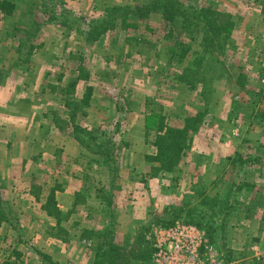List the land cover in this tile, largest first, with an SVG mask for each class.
Here are the masks:
<instances>
[{
  "label": "rangeland",
  "instance_id": "rangeland-1",
  "mask_svg": "<svg viewBox=\"0 0 264 264\" xmlns=\"http://www.w3.org/2000/svg\"><path fill=\"white\" fill-rule=\"evenodd\" d=\"M5 1L7 6L0 9L1 101H7L5 91L15 84L21 87L23 70L33 71L23 94L35 102L34 110L41 109L40 103L56 105L55 111L43 112L47 121H65L73 108L62 110L60 89L74 90L68 102L77 105L76 123L62 122L61 128L84 138L91 134V142L86 138L90 147L95 151L103 143L101 150L112 158L93 152V160L82 157L77 165L66 158V167L51 155L62 147L70 152L78 147L53 134L50 123L38 129L36 119L28 125L24 110L17 125L1 123L0 152H27L33 158L29 175L20 169L15 175L6 171V178L11 177L6 181L0 174V264H67L38 254L46 242L45 226L34 220L39 203L81 180L76 171L85 164L95 187H101L102 199H111L104 200L109 214L101 221L93 219L95 209L87 203L85 224L98 225L91 231L99 241L101 233L112 230L120 264H147L156 227L196 213L203 217L204 227H199L215 259L222 264H264V0ZM176 1L173 28L159 13L147 18L132 12L108 14L114 7ZM107 18L110 22L89 41L84 32ZM88 85L94 88L90 105L80 106ZM118 105L122 112H117ZM163 118L174 129L169 133L172 151L180 152L167 159L164 150L158 162L153 155ZM129 150L136 153L127 159L124 152ZM3 160L11 163L10 158ZM144 163L149 165L146 175L159 178L160 187L144 179ZM56 169L65 170L56 175ZM227 206L233 207L229 215ZM46 207L58 215V207ZM129 211L139 218L130 221ZM82 222L69 221L68 231L57 223L52 231L66 238L69 231L79 235ZM128 228L130 237L122 243L119 235ZM88 252L85 259L94 250Z\"/></svg>",
  "mask_w": 264,
  "mask_h": 264
},
{
  "label": "crops",
  "instance_id": "crops-1",
  "mask_svg": "<svg viewBox=\"0 0 264 264\" xmlns=\"http://www.w3.org/2000/svg\"><path fill=\"white\" fill-rule=\"evenodd\" d=\"M32 72L33 71H28V70H23L21 72V74L23 75L22 80H24V81L20 80V81H22V82H20L21 87H17V85L15 84L14 87L8 89V91H5L4 96L7 94V96H5V99L7 101H1L2 95H0V124L9 120V124L17 125V123L20 122V121H18V118H20L19 114L22 113L24 110L27 112V116H29L28 120H26V122L28 121V125H29V120H31V122L33 123V121L36 119L38 120V123H37L38 129H39V127L44 128L45 125L50 123L54 128L53 134L56 133L57 136H59V134H61L62 139L65 138V140L69 142V143L66 142L67 145L74 144V146L78 147L76 149V151H74V152H70V151L66 150L64 147H62V149L58 150V152L56 151V152H54L53 155H51L53 158L58 157L59 161H64L67 158L69 160V163L73 162L76 165L82 163V157H85L88 160L90 158H92L91 160H93L92 155H94L95 153L94 154L90 153L91 155H89V153L87 151H83L84 150L83 145L77 140L75 134H73V135L69 134V133L65 134V132L63 131L64 128L63 129L61 128L62 125L60 123H62V122H63L62 124L66 125V126H68L69 124L73 125L76 123L75 113L77 114V111H76L77 105L71 104L70 102H68L69 101L68 99H71V97H73L74 90H73V92H71V91H69L68 88H64V86L61 87V89H60L63 97L65 98V101L62 103V105L60 104V107L62 106L64 108L62 110H68L69 108L72 107L73 112L71 113V115L68 116V113H67L68 117L64 119L65 121H62V119H57V117H54L53 119H51V121H47L49 118L47 117L46 114H48V111H50V109L55 111V109L57 108L56 105L49 106V104L43 105L42 103H40L39 106L41 109L37 111V110H34V107L37 106V105H35V102L34 101L31 102V98L29 95L23 94L24 92L27 93V86L31 82ZM75 78H78V77H75ZM75 80H77V79H75ZM3 86H4L3 84L0 85V91L2 89L1 87H3ZM88 86H90V85H88ZM91 87L93 88V86H91ZM17 94H19V95H17ZM93 94H94V88H93L92 96H93ZM79 97H81V96H79ZM21 100L23 102H25L26 106L24 109H23V106H21L22 105ZM72 100L77 101V99H75V98H72ZM82 105L83 104L81 103L80 106H82ZM117 107H116V110H117ZM36 109H38V108H36ZM45 110H46V112H45L46 114H43V112ZM29 112H30V114H28ZM40 112H42V113H40ZM36 113H37V115H36ZM72 114L74 115V117H72ZM52 120H54L55 122ZM54 123H56L57 125H55ZM66 128H68V127H66ZM26 130L29 131L30 128L26 129ZM26 130L24 129V134H25ZM12 132H13V130H12ZM48 132L50 133V129H48ZM145 144H146V142L144 140L142 142L139 141L138 142V148H140V150H141V148L143 146H145ZM63 149H65V150H63ZM61 150H62V152H61ZM135 153L136 152L132 151V150H129L128 152H124V154L127 156L126 157L127 159L135 156ZM147 153L148 152H146V154ZM42 154H44V153H42ZM138 156L142 159L145 158V154L141 151L138 152ZM257 156H259V155H254L255 158H258ZM98 157H100V156H98ZM2 158H10L11 159L10 164L8 163L7 160H3L2 162H0V165L3 167L0 169V174H2L4 179H6V181L11 179V177L6 178V171H8L7 173H9V174L15 175V172L20 169V171L21 170L24 171L25 174L26 173H28V175L30 174V172L28 171L29 166H30L29 164H30V161L33 158V156H30L27 152H24L23 154L18 155V156H12V154H8V151L0 152V159H2ZM19 158H20V160L18 161ZM262 158H264V155ZM16 159H17V161H16ZM13 161H15V165H13ZM66 162L67 161H64V164L67 167ZM255 165H257V163L254 164V168H252V166L250 168L253 170H256L258 166L255 167ZM6 166H10V168L7 169L8 167H6ZM90 166H92V164H90L89 167ZM144 166H147L142 170V176L144 174V179L148 180V182L151 181V183L156 182V185H158L160 187L161 183L159 182V178H157V177L151 178L150 176L146 175L147 173H149V171H148L149 165L144 163ZM78 167H80V166H78ZM129 167H131V166H129ZM129 167L126 171L127 174L131 170ZM85 168H86V164H85L84 169L81 168V169H78L76 171V173H77L76 176L77 177L81 176V177H79L81 180H78V183H75L76 187H74L75 185L73 187H69V188L65 187L64 190L60 189V192L57 190L56 196L53 200H50V198L48 197V199L46 198L44 201H42L41 203L38 204L39 208H38L37 216L39 218L35 217L34 221H38V222L43 223L42 226H45V228L42 231V233H43V237L46 239V242L44 245H42L41 250L46 255L51 256L50 258H52V260L55 263L60 262V263H67V264H96L95 255L97 253V248H98L97 246L99 244L98 239L95 235H92V237L89 238L87 236V234L91 235V233H87L84 236L83 231H85V230L91 231L93 229L98 228V225H94V223H92V225L85 224V220H88V217L84 213L83 208L85 207V205H87V203H89V206L94 207L93 210L95 209L94 212L96 213L93 217L94 220H100L101 218H105V216L107 217V215L109 213H108V210L106 207V203L104 202V200L101 197V193H100L101 187L100 188L98 187V189L95 187V184L93 182V178H91L86 173L89 171V168L88 169H85ZM133 168H134V166H132V169ZM65 169H63V170L62 169H56L57 170L56 175L60 174L61 171L63 172ZM79 170H82V171H79ZM259 171L260 170H257V172H259ZM80 172H81V174H78ZM82 173H84V174H82ZM124 174H125V171H124ZM148 178H151V179H148ZM112 180H114V178H112ZM126 180L127 179H125V181L123 182L125 185L129 184V181H126ZM141 181L143 182V179ZM138 182H140V181H138ZM99 186H100V184H99ZM123 187L125 188V186H123ZM253 197H255V196H253ZM90 202H93V203H90ZM129 202L132 203L133 201L132 202L129 201ZM47 205H53V207H55V208L58 207V211H59L58 215L54 214L50 210H47V207H46ZM136 210H138V209H136ZM138 211H136L137 216H139ZM116 213L119 214L118 209H116ZM130 213L132 214L130 217V221L133 220L134 218H139V217H136L133 214V212H130ZM141 217L144 218L142 215H141ZM72 220H75V221H77V220L82 221L83 220L84 221V223L82 222L81 225L79 224L80 225L79 235L74 234L72 231H69L71 233V235H69V237L66 238V237L61 236V235L57 236L55 234V232L52 231L54 228L57 227L56 226L57 223L59 224L58 228L64 227L66 230H67V228L70 229V227L68 225H69V221H72ZM75 224L77 226V223H75ZM136 231H137V229L133 228V232H136ZM130 234H131V231H129V228H128L127 232L122 233V235H119V239L121 238L120 241H122V243H124L125 238H129ZM117 241H118V237H117ZM92 250H94L93 254H92ZM88 251H90V254H92V256L85 259L86 253L89 254ZM65 258H67V259L64 261ZM69 258H71V259H69ZM89 259H90L91 263H87Z\"/></svg>",
  "mask_w": 264,
  "mask_h": 264
},
{
  "label": "trees",
  "instance_id": "trees-1",
  "mask_svg": "<svg viewBox=\"0 0 264 264\" xmlns=\"http://www.w3.org/2000/svg\"><path fill=\"white\" fill-rule=\"evenodd\" d=\"M6 4H8L5 0H1L0 2V9H3L5 6H7ZM178 1L171 2V3H160V4H150V5H136L134 7L132 6H126V7H114L112 8V11L109 10L108 14L109 15H114L115 13H128V12H132L133 14H138V15H145L146 18L149 17L151 14L155 13H159L163 16L164 20L166 22H168V24H170L173 28V24L175 23V16L178 14L179 8L178 6ZM142 12V13H141ZM127 16V15H124ZM108 17V15H107ZM110 19H103V21L101 23H96V25H92L90 29L87 30V32H84L87 36V39L89 41L93 40L94 38V33L97 29H101V27L105 24H107L108 21ZM79 78V77H78ZM93 93V88L92 87H87L86 88V92L84 94V97L82 99V104L88 106L90 104V98L91 95ZM124 110V107L122 105H118L117 107V112H122ZM72 117H74V115L72 114ZM118 121V120H117ZM116 125V129L115 132H118L120 129V124L119 122L115 123ZM165 130V131H164ZM159 131H160V135H158L157 140H156V147H157V151L156 154H154L153 156L157 157L156 160L162 161L163 157H164V153L163 151H166V158H170V159H175L176 157L174 156V154H179L180 151H172V146H171V141H170V135L174 129L170 128V127H166V124L164 123V118L161 119V122L159 123ZM164 131V132H163ZM163 132V134H162ZM169 135V136H168ZM75 136L77 138V140L84 146H86L92 153L94 152L95 154H99V155H107L108 158H112L111 155H108L107 152L105 150H101V146L103 147L104 144L102 143L101 146L98 145L97 148L94 149L90 147L89 142L92 141V135L89 134L88 136H86L84 138V136L80 135V134H76ZM86 138H88L89 142L86 141ZM115 166V165H112ZM155 169V167H154ZM167 170H172V165L167 167ZM107 197V196H106ZM107 199L111 202L110 197H107ZM107 199H104L107 201ZM217 201V200H215ZM233 210V207L231 206H227L225 214L228 213V215L230 214V211ZM197 214V213H196ZM195 214V215H196ZM195 215H187L186 219H182L183 221L186 222H191V223H195L198 226L204 227L202 224L204 223L201 218H203L202 216H195ZM5 220L10 221L11 218L6 217ZM175 221H173L174 223ZM172 224V223H171ZM87 233H91L92 235H94L93 231H86ZM97 234V233H95ZM103 240L99 241L98 239V248H97V253H96V264H105L106 262H109L111 264H120L118 262V257H116L115 254V250H116V246L114 241L112 240L113 238V233L112 230H107L104 233H101V235ZM150 252L148 253L147 257L151 259V255L153 252V247L150 246ZM38 254L41 255L44 259L48 258V255H46L45 253H43L42 251H38ZM111 257L115 258L113 259V261H111ZM148 258H144V260H149ZM137 259H143V258H137ZM116 260V261H115ZM143 264H145V262H143Z\"/></svg>",
  "mask_w": 264,
  "mask_h": 264
},
{
  "label": "built area",
  "instance_id": "built-area-1",
  "mask_svg": "<svg viewBox=\"0 0 264 264\" xmlns=\"http://www.w3.org/2000/svg\"><path fill=\"white\" fill-rule=\"evenodd\" d=\"M152 247L147 264H222L212 255L206 232L181 220L156 227Z\"/></svg>",
  "mask_w": 264,
  "mask_h": 264
}]
</instances>
